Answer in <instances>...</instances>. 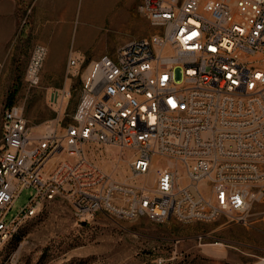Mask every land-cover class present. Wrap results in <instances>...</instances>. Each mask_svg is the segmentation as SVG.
<instances>
[{
    "label": "built area",
    "instance_id": "1",
    "mask_svg": "<svg viewBox=\"0 0 264 264\" xmlns=\"http://www.w3.org/2000/svg\"><path fill=\"white\" fill-rule=\"evenodd\" d=\"M136 10L152 32L89 61L65 126L57 117L34 135L20 107L3 109L0 242L56 199L77 222L245 223L264 203V0H137ZM45 55L32 48L29 87ZM83 64L68 57L66 77ZM60 92L53 104L69 88ZM109 148L119 163L128 155L119 176L104 164ZM51 157L59 159L45 168ZM27 188V203L8 218Z\"/></svg>",
    "mask_w": 264,
    "mask_h": 264
},
{
    "label": "rangeland",
    "instance_id": "2",
    "mask_svg": "<svg viewBox=\"0 0 264 264\" xmlns=\"http://www.w3.org/2000/svg\"><path fill=\"white\" fill-rule=\"evenodd\" d=\"M95 2L102 0H93ZM78 1V8L83 9ZM137 0H111L105 8L104 26L99 37L90 38L77 53L67 47L64 61L53 52L47 58V46H17L15 41L0 46V120L6 106H18L27 121L30 133L38 134L43 124L59 118V127L71 121L79 92L81 75L89 61L102 53H112L121 45L117 42L151 33V28L136 10ZM28 5L20 4L16 23L23 21ZM126 12V13H124ZM86 24L75 19L71 43L80 40ZM35 45H42L46 55L38 74V82L28 86L24 79L29 55ZM80 55L84 64L77 74L66 77L68 57ZM69 88L68 96L55 103L60 91ZM104 164L121 174L124 162H117L118 150L109 148ZM61 158V156H59ZM51 157L45 168L57 159ZM161 159L155 166L162 164ZM153 172L147 179L151 184ZM32 190L23 189L14 201L8 218L24 206ZM264 259V203L250 210L245 223H235L223 216L207 222L183 223L169 219L153 223L144 217L131 220L96 215L80 225L69 205L62 200L44 203L36 215L24 221L16 232L0 242V264H260Z\"/></svg>",
    "mask_w": 264,
    "mask_h": 264
},
{
    "label": "crops",
    "instance_id": "3",
    "mask_svg": "<svg viewBox=\"0 0 264 264\" xmlns=\"http://www.w3.org/2000/svg\"><path fill=\"white\" fill-rule=\"evenodd\" d=\"M78 1L0 0V46H7L13 41L17 46L40 43L47 46V58L53 52L56 56H62V61L66 58L68 46L77 47L75 51L83 54V46L91 44L90 38L99 37L104 26L102 20L106 13L105 8L111 0H85L82 3L83 9L78 8ZM24 3L28 5L24 20L16 23L18 7ZM75 19L86 25L81 28L80 40L72 44L70 37ZM131 38L117 42L116 45Z\"/></svg>",
    "mask_w": 264,
    "mask_h": 264
},
{
    "label": "water",
    "instance_id": "4",
    "mask_svg": "<svg viewBox=\"0 0 264 264\" xmlns=\"http://www.w3.org/2000/svg\"><path fill=\"white\" fill-rule=\"evenodd\" d=\"M78 223H79L80 225H84V224H85L84 221H79Z\"/></svg>",
    "mask_w": 264,
    "mask_h": 264
}]
</instances>
